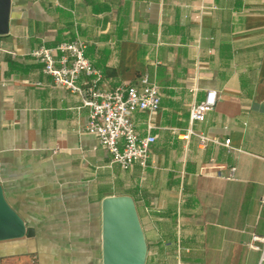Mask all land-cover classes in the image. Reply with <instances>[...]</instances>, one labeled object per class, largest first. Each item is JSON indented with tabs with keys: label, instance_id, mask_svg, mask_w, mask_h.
I'll use <instances>...</instances> for the list:
<instances>
[{
	"label": "crops",
	"instance_id": "0c3cea01",
	"mask_svg": "<svg viewBox=\"0 0 264 264\" xmlns=\"http://www.w3.org/2000/svg\"><path fill=\"white\" fill-rule=\"evenodd\" d=\"M74 39L100 89L140 88L144 75L158 85V108L132 116L139 136L155 137L146 166L111 163L80 96L30 55ZM210 91L212 109L190 120ZM0 188L26 227L0 238V264H103L101 203L123 195L145 264H258L249 244L264 235V0H10Z\"/></svg>",
	"mask_w": 264,
	"mask_h": 264
},
{
	"label": "built area",
	"instance_id": "2783aa9c",
	"mask_svg": "<svg viewBox=\"0 0 264 264\" xmlns=\"http://www.w3.org/2000/svg\"><path fill=\"white\" fill-rule=\"evenodd\" d=\"M85 47L83 40L74 39L54 47H37L30 55L42 65L43 72L51 76L55 85L80 96L82 105L89 109L86 131L95 135L99 145L109 153L111 163L121 169H129L135 163L146 166L155 137L139 136L132 116L137 110L154 112L158 108V85L144 75L140 78V88L120 85L112 90L100 89L97 86L100 73L86 58ZM80 73L92 76L85 87L76 82ZM215 101L216 93L208 92L205 101L190 107L189 119L202 121ZM199 139L203 143L208 137L199 135ZM224 144L229 147V139ZM234 173L235 167H230L227 176L233 177ZM249 245L259 251L258 264H264V235L253 234Z\"/></svg>",
	"mask_w": 264,
	"mask_h": 264
},
{
	"label": "water",
	"instance_id": "95a60500",
	"mask_svg": "<svg viewBox=\"0 0 264 264\" xmlns=\"http://www.w3.org/2000/svg\"><path fill=\"white\" fill-rule=\"evenodd\" d=\"M9 8L10 0H0V36L8 32ZM101 210L103 264H145L146 242L132 198L105 197ZM25 230L5 204L0 188V238L20 237Z\"/></svg>",
	"mask_w": 264,
	"mask_h": 264
}]
</instances>
